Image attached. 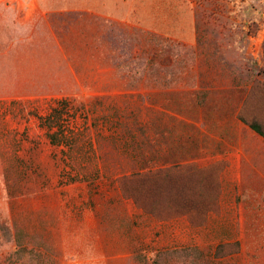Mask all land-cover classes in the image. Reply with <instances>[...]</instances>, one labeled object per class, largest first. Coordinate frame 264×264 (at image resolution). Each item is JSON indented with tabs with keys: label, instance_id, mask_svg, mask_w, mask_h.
Masks as SVG:
<instances>
[{
	"label": "rangeland",
	"instance_id": "rangeland-1",
	"mask_svg": "<svg viewBox=\"0 0 264 264\" xmlns=\"http://www.w3.org/2000/svg\"><path fill=\"white\" fill-rule=\"evenodd\" d=\"M263 42L264 0H0V264H264V163L238 161L264 137L236 118L264 132ZM176 163L221 170L211 211L120 188Z\"/></svg>",
	"mask_w": 264,
	"mask_h": 264
},
{
	"label": "trees",
	"instance_id": "trees-1",
	"mask_svg": "<svg viewBox=\"0 0 264 264\" xmlns=\"http://www.w3.org/2000/svg\"><path fill=\"white\" fill-rule=\"evenodd\" d=\"M261 19L262 18L260 17V20ZM252 24V22L248 24L249 33L252 32ZM262 50L264 58V42L262 44ZM164 52V49L157 47L152 48V52L149 55L148 62L150 64L160 63L161 65L169 63L172 60V57L169 55H165ZM256 75H264V61L263 65L257 68ZM257 83L258 82H254L251 85L250 90H253V86H257ZM64 102L65 101L62 99V101H60V105H62ZM238 108L239 110L241 109L240 107ZM61 109L62 108L58 109L57 107H55L47 116L41 118L42 125H44L49 131L47 135L49 137L50 143L52 144H63L67 140H71V135L65 133L63 127L58 124L61 115ZM239 110L236 114V118L242 123L247 124V126L251 130L256 132L258 135L264 137V132L262 131L260 125L255 121L246 122V120L239 114ZM54 125H57L56 129L54 131H50ZM219 173L216 176L215 180L213 178L212 181L209 178V174H211L209 167H199L194 164L187 165L176 163L167 167H160L154 169L151 168L147 170L133 171L130 173L123 174L119 177V184L123 193L126 190L131 192L130 194L135 198L134 200L139 206L140 202L135 196V194H133V189H136L135 192L142 193L144 194V196L150 198L152 203L151 207L144 208L141 206L146 213L156 218H166L176 216L182 213L187 214L192 211V209L195 207L194 192H196L197 185H199L197 196H203L205 190H208L210 192L209 196H207L206 202L204 203V208H201V210L203 212L211 211V208L214 206L220 190ZM193 177H196L198 182V184H194L195 190H193L192 187L187 186V182H185V180L192 181ZM130 187H132V189ZM166 190L169 194L168 198L170 197V200L167 198L166 202H171L173 203V205H177V207L172 208V210L170 209L160 211L157 206H159V202ZM179 204H182L183 207H178Z\"/></svg>",
	"mask_w": 264,
	"mask_h": 264
},
{
	"label": "crops",
	"instance_id": "crops-1",
	"mask_svg": "<svg viewBox=\"0 0 264 264\" xmlns=\"http://www.w3.org/2000/svg\"><path fill=\"white\" fill-rule=\"evenodd\" d=\"M259 141V143L262 145V146H260V150L259 151H264V140L263 139H259L258 140ZM258 151V152H259ZM238 161L239 162H242L243 160H245V161H247L248 163H254V162H260V163H264V153H262V154H257V155H255V156H251V155H242V156H239L238 157Z\"/></svg>",
	"mask_w": 264,
	"mask_h": 264
}]
</instances>
